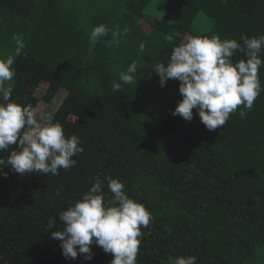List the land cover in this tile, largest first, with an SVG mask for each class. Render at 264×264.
I'll return each mask as SVG.
<instances>
[{"label":"trees","instance_id":"obj_1","mask_svg":"<svg viewBox=\"0 0 264 264\" xmlns=\"http://www.w3.org/2000/svg\"><path fill=\"white\" fill-rule=\"evenodd\" d=\"M109 1L114 5L0 0V57L15 55L14 34L26 44L13 64L9 102L56 107L52 123H60L66 137L76 135L84 149L73 157L76 165L58 175L20 178L10 166L3 168L0 264H110L113 255L95 243L91 260L84 254L66 259L61 242L50 235L63 227L59 213L97 178L105 202L111 199L108 177L123 182L129 198L154 217L141 228L137 264H172L186 256L197 257V264H264V63L261 90L246 117H240L241 105L215 131L195 109L191 121L172 115L182 100L180 82L170 79L162 87L154 72L156 64L170 62L174 46L192 37L219 36L243 47L242 37L264 36V0H162L159 15L147 13L154 0ZM144 19L151 28L142 27ZM99 25L108 35L91 44ZM113 31L119 33L115 39ZM166 34L173 35L172 44ZM231 59L247 57L237 50ZM134 60V81L124 84L120 73ZM114 83L120 90H113ZM31 84L39 86L30 92ZM12 150L19 149L12 145L0 157ZM52 218L56 224L49 231Z\"/></svg>","mask_w":264,"mask_h":264},{"label":"clouds","instance_id":"obj_2","mask_svg":"<svg viewBox=\"0 0 264 264\" xmlns=\"http://www.w3.org/2000/svg\"><path fill=\"white\" fill-rule=\"evenodd\" d=\"M108 28L99 25L93 28L89 42L95 44L108 35ZM119 35L113 31L115 39ZM178 35V34H177ZM15 55L0 59V152H8L10 146L19 150L10 151L0 157V174L5 166L18 174L41 173L58 175L59 169H69L76 165L73 159L84 151L76 135L65 136L60 123H52V117L31 105L21 106L9 102L13 93L11 81L16 73L13 64L26 44L23 37L13 35ZM164 39L173 43V35ZM243 47L236 40H221L219 36L192 37L174 46L170 62L155 65L154 72L160 77L163 87L168 80H177L182 100L178 102L172 115H179L186 121L193 119V109L209 131L224 126L230 114L239 106L240 117H246L260 93L261 85L258 70L264 61L260 53L264 49V36L242 37ZM115 42L118 44L119 40ZM141 44L139 51H144ZM239 50L247 60L233 63L231 57ZM139 65L134 60L126 71L120 73V81L131 84ZM120 83H114L118 91ZM108 190L112 198L105 202L102 192L103 181L97 178L90 190L83 194L72 206L59 213L63 222L60 230L50 232L53 239L61 242L62 255L75 259L84 254L86 260L93 258L90 245L95 243L105 253H111L110 264H137V254L143 233L154 220L152 213L141 203L136 202L124 191L125 185L118 179L108 177ZM59 194V192L57 193ZM56 224V218L48 221L49 231ZM172 264H197V257H177Z\"/></svg>","mask_w":264,"mask_h":264},{"label":"rangeland","instance_id":"obj_3","mask_svg":"<svg viewBox=\"0 0 264 264\" xmlns=\"http://www.w3.org/2000/svg\"><path fill=\"white\" fill-rule=\"evenodd\" d=\"M162 2V0H154L152 3H151V5H150V7L148 8V10H147V13L149 14V15H159L160 13H161V6H160V3ZM114 1H109L108 0V2L107 3H104L103 5H102V7H107L108 5H114ZM81 5H82V11H83V13H85L86 11H85V8H84V2H82L81 3ZM143 26L142 27H147L148 29L149 28H151V26L148 24V23H146V20L144 19L143 20ZM1 59H4V57H0ZM33 84V83H32ZM31 84V85H32ZM30 85V86H31ZM39 85H37V84H34V85H32V87L30 88L29 87V91L31 92V91H34L37 87H38ZM44 89V88H43ZM59 103H60V101H58V99H56L55 101H54V106L56 105V104H58L59 105ZM48 107V105H46V104H44V103H42L41 102V104H40V107H39V109H40V111H42V112H44V109L45 108H47ZM56 107L54 108L53 106H51V108L49 109V107H48V111H47V114H49L51 117H52V121H53V119H54V117H55V115H56ZM100 118V120H101V122L102 123H105V119L107 118V117H105V116H101V117H99ZM98 117L96 118V119H94V123L96 122V121H98V119H99ZM112 129H113V131H116V129L118 128L117 126H116V124L115 123H113V126L111 127ZM19 175V177L21 178L23 175L22 174H18Z\"/></svg>","mask_w":264,"mask_h":264}]
</instances>
